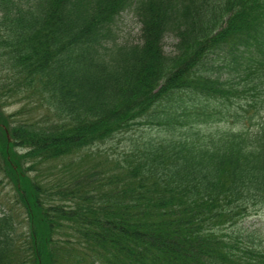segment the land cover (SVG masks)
Returning a JSON list of instances; mask_svg holds the SVG:
<instances>
[{"label":"trees","instance_id":"16d2710c","mask_svg":"<svg viewBox=\"0 0 264 264\" xmlns=\"http://www.w3.org/2000/svg\"><path fill=\"white\" fill-rule=\"evenodd\" d=\"M6 74L54 113L0 115V264H264V0H0Z\"/></svg>","mask_w":264,"mask_h":264},{"label":"rangeland","instance_id":"374dc122","mask_svg":"<svg viewBox=\"0 0 264 264\" xmlns=\"http://www.w3.org/2000/svg\"><path fill=\"white\" fill-rule=\"evenodd\" d=\"M140 36V23L134 13L126 11L123 15L118 18L117 25V41L118 42H136ZM176 43V39L173 37H167L164 42V48L167 52L173 50V47ZM9 74L0 75V115L10 114L12 120L16 127H19L22 123L21 121L26 120L27 122L38 123L47 122L52 116H48L49 113H54L53 109L49 107L50 103H45L41 97L37 95H30V97H25L24 94L15 93L10 96L11 93H8L5 90V86L9 84ZM9 87L7 86L6 89ZM144 128H140L136 131L130 132L129 135H136L140 131H143ZM148 132V131H147ZM128 135V134H127ZM129 137V136H128ZM129 140L125 136L114 138L113 140H108L105 143L99 144L96 147L86 149L84 152L89 153L86 158L80 159L76 158V162L69 164L70 158H66L59 163V168H72L74 171L77 168H91L98 162L107 160V163L112 166L113 157H120L125 151ZM107 152V153H105ZM108 156V159H107ZM101 160V161H100ZM66 165V166H65ZM99 166V164H97ZM39 168H46L40 166ZM48 177L49 173H44ZM55 179V177H49ZM1 187V186H0ZM2 191L1 196H4L6 193L5 189H0ZM250 207L248 210V216L242 220V225L246 226L247 229L253 230L257 235L262 239L264 246V207L260 209ZM22 223V224H21ZM20 230H27L28 226L24 220L21 221Z\"/></svg>","mask_w":264,"mask_h":264}]
</instances>
